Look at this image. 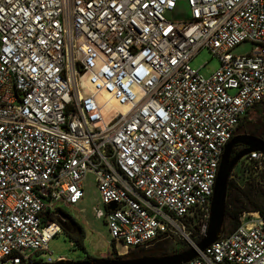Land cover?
Instances as JSON below:
<instances>
[{"label": "built area", "instance_id": "2783aa9c", "mask_svg": "<svg viewBox=\"0 0 264 264\" xmlns=\"http://www.w3.org/2000/svg\"><path fill=\"white\" fill-rule=\"evenodd\" d=\"M204 48L209 77L190 64ZM263 103L264 0H0V264L45 263L48 215L88 174L112 256L196 247L224 149ZM247 158L264 181V154ZM240 220L185 264H264V214Z\"/></svg>", "mask_w": 264, "mask_h": 264}, {"label": "rangeland", "instance_id": "374dc122", "mask_svg": "<svg viewBox=\"0 0 264 264\" xmlns=\"http://www.w3.org/2000/svg\"><path fill=\"white\" fill-rule=\"evenodd\" d=\"M256 49V45L252 42H243L236 46L232 54L233 55H245L251 53ZM191 66L198 70L200 74L205 77L211 76L221 66L220 60L214 57L211 51L207 48L199 51L190 62ZM242 129L250 132L251 134L264 139V104L259 109L255 107L248 113L247 117L242 122ZM242 148V147H241ZM239 148L238 150H240ZM236 150L235 153L238 151ZM248 158H243L237 167L234 169V181L244 191H240L238 188L233 187L228 191V205L232 210L239 209L242 206H250L257 199L259 202L262 200L260 197V189L257 185H253L250 181L247 172H245V162ZM85 197L77 205H66L58 203L57 207L63 210L71 218L82 224L85 229L86 235L81 238L79 242L75 241L77 234H72L66 230V226L70 223V220L66 218L62 220L61 216H53L57 221H61L62 229L61 232L56 235L48 244V250L34 253V256L38 259H43L45 263L56 262L60 257L72 261H93L92 258L108 259L110 257L115 258L111 255L113 246L111 244V237L109 228L104 219L96 217L94 206L101 205V197L93 174H88L84 181ZM251 194V196L249 195ZM256 195V196H255ZM255 196V197H254ZM227 204V202H226ZM255 212V211H245ZM243 212L241 215H243ZM232 229L230 223L224 222L223 231L230 232ZM176 240H163L157 242L149 248L148 251L143 253L148 254H160V253H171L180 252L182 249L188 247V243L181 239L182 236L178 234ZM194 239H196L194 237ZM137 254H132L134 257ZM129 256V255H128Z\"/></svg>", "mask_w": 264, "mask_h": 264}, {"label": "water", "instance_id": "95a60500", "mask_svg": "<svg viewBox=\"0 0 264 264\" xmlns=\"http://www.w3.org/2000/svg\"><path fill=\"white\" fill-rule=\"evenodd\" d=\"M237 145L243 148L233 153ZM259 151L264 154V139L251 134L235 135L224 149L220 163L218 176L214 188L211 202V212L209 226L206 234L200 239L196 247H190L182 252L167 255H144L138 257H127L121 259H98L96 261L83 260L72 261L59 259L56 262L43 264H185L199 256V251H204L207 247L216 242L223 233V225L226 216V202L228 182L231 173L239 162L247 157L251 152ZM115 204L110 206L111 209Z\"/></svg>", "mask_w": 264, "mask_h": 264}, {"label": "trees", "instance_id": "16d2710c", "mask_svg": "<svg viewBox=\"0 0 264 264\" xmlns=\"http://www.w3.org/2000/svg\"><path fill=\"white\" fill-rule=\"evenodd\" d=\"M259 106V105H257ZM255 106V108L257 107ZM247 117V116H246ZM245 117V118H246ZM245 172L247 171L246 170V167L244 168ZM248 179L247 181H250L251 183H253V185H257L258 188L260 189V197H262V200L259 202L257 199H254L253 203L250 204V206H242L241 208L239 209H235V210H232L229 205H228V196H227V204H226V216H225V222H229L232 229L231 231H233L239 224H240V219H241V214L245 211H255V212H260L261 214H264V181H260V180H257V178L253 177L252 175L248 174ZM235 178L231 177L229 179V182H228V191L233 188V187H236L238 188L240 191H244L243 189H241L238 184L234 181ZM228 191H227V194H228ZM251 196V194H249ZM256 196V195H255ZM254 196V197H255ZM62 212V216L66 219L68 218L71 222H73L74 224H77L78 222L71 218L69 215H67V213H65L63 210H61ZM49 214V213H48ZM48 219L49 220H54L55 218H53V216H51L50 214L48 215ZM61 222V221H60ZM63 224V223H61ZM230 231V232H231ZM78 236L75 237V241L79 242L81 240V238H84L85 235H86V232L85 231H82L80 234H77ZM188 249L187 248H184L182 249L180 252L184 251ZM145 251H148V250H145V249H142L140 251H132L130 254L126 255V256H115V259H121V258H127V257H131L132 254H137L135 255L134 257H138V256H144V255H167V254H175V253H178V252H171V253H160V254H148V253H143ZM108 259H114L113 257H110ZM93 261H96L98 260V258H92Z\"/></svg>", "mask_w": 264, "mask_h": 264}, {"label": "flooded vegetation", "instance_id": "af4514ba", "mask_svg": "<svg viewBox=\"0 0 264 264\" xmlns=\"http://www.w3.org/2000/svg\"><path fill=\"white\" fill-rule=\"evenodd\" d=\"M263 104H264V103H263ZM261 105H262V104H259V106H257L256 109H259ZM242 122H243V121H242ZM242 122H241V124H240V126H239V129H238L237 134H251L250 132L245 131V129H242V128H241V127H242ZM237 134H236V135H237ZM251 135H253V134H251ZM241 147L243 148L242 145H237V146L234 148L233 153H235V151L238 150V149L241 148ZM242 148H241V149H242ZM238 151H239V150H238ZM65 228H66V230H68V231L71 232L72 234H80L82 231H85L84 227H83L82 224H80L79 222H78L77 224H74L73 222L70 221V223L68 224V226H66ZM86 260H88V258H87Z\"/></svg>", "mask_w": 264, "mask_h": 264}, {"label": "bare ground", "instance_id": "6f19581e", "mask_svg": "<svg viewBox=\"0 0 264 264\" xmlns=\"http://www.w3.org/2000/svg\"><path fill=\"white\" fill-rule=\"evenodd\" d=\"M180 235V234H179ZM182 236V235H181ZM61 259H64L63 257H61Z\"/></svg>", "mask_w": 264, "mask_h": 264}]
</instances>
